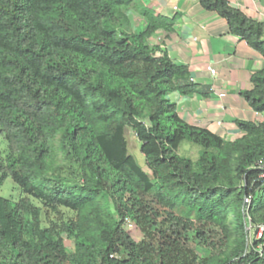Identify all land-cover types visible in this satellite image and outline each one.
<instances>
[{
  "label": "trees",
  "instance_id": "trees-1",
  "mask_svg": "<svg viewBox=\"0 0 264 264\" xmlns=\"http://www.w3.org/2000/svg\"><path fill=\"white\" fill-rule=\"evenodd\" d=\"M194 1L264 58V21L228 0ZM131 8L147 20L139 33ZM177 19L139 0H0V191L10 177L23 195L0 196V264H264L254 235L264 226V69L241 93L263 115L236 122L242 138L187 123L170 94L197 86L148 44ZM127 127L152 177L128 153ZM183 143L201 148L196 162L178 153ZM44 209L74 217L47 227ZM126 220L148 241L133 240ZM189 232L208 255L187 246Z\"/></svg>",
  "mask_w": 264,
  "mask_h": 264
},
{
  "label": "crops",
  "instance_id": "crops-1",
  "mask_svg": "<svg viewBox=\"0 0 264 264\" xmlns=\"http://www.w3.org/2000/svg\"><path fill=\"white\" fill-rule=\"evenodd\" d=\"M139 1L164 17H178L172 32L161 30L148 44L164 48L175 64L187 67L191 82L197 86L198 93L193 96L170 94L184 121L233 142L244 136L237 121L263 120V115L255 113L241 93L252 90L251 76L264 69V58L246 41L232 35L225 19L204 10L194 0ZM228 1L249 18L264 21V0ZM135 12L139 30L134 32L139 33L147 20ZM208 66L217 74L211 75Z\"/></svg>",
  "mask_w": 264,
  "mask_h": 264
},
{
  "label": "rangeland",
  "instance_id": "rangeland-1",
  "mask_svg": "<svg viewBox=\"0 0 264 264\" xmlns=\"http://www.w3.org/2000/svg\"><path fill=\"white\" fill-rule=\"evenodd\" d=\"M135 9L131 8L128 11V16L130 18L131 22V29L133 31H138L139 28L137 25H139V23H137L136 18L135 17ZM142 26H140V30H143L141 28ZM125 138L128 144V153L130 155H132L136 161L138 162V164L142 167V169L144 171H146L150 177L151 176V172L148 168V166L146 165V161H145V157L144 155L141 153V143L138 140V138L136 137L135 133L132 131L131 128L127 127L125 129ZM0 149L1 151H3V154L5 155L7 153V143L4 142V140L2 138H0ZM201 151V148L191 144V143H183L181 145V147L179 148L178 153L181 156L190 158L191 160H193L194 162H196L199 158V153ZM0 196L5 197L11 201H18L19 199L22 198V193L20 192V190L18 189V187L14 184V182L12 181V179L10 177H8L4 184L3 187L0 191ZM177 215H183L184 212L181 209H178L176 211ZM64 217H74V213L69 212L66 209H59V211L53 212L51 210H47L44 209L43 212V224L47 227H51L52 224L54 222H60ZM125 231L131 236V238L133 240H135L136 242H140L143 239H145L146 241H148V238H146L144 236V234L142 233L141 230H139L133 223L131 224H126L124 226ZM254 235H256L257 237H259L261 235V230H257ZM188 237V242H187V246L190 247L191 249H193L198 255L200 256H206L210 253V250L205 248L204 246L200 245L199 242L195 239V234L194 232H189L187 234ZM154 244L156 246H159V240L156 239V241H154ZM66 246L69 248V250H73V243L66 239Z\"/></svg>",
  "mask_w": 264,
  "mask_h": 264
},
{
  "label": "built area",
  "instance_id": "built-area-1",
  "mask_svg": "<svg viewBox=\"0 0 264 264\" xmlns=\"http://www.w3.org/2000/svg\"><path fill=\"white\" fill-rule=\"evenodd\" d=\"M207 70L208 72L211 74V75H216L217 74V70L215 68H213L212 66H208L207 67ZM222 97V95H220ZM255 168L256 169H260V170H263L264 171V159L261 160L258 164L255 165ZM262 178H264V174H262ZM246 203L247 205L249 206V203L250 201L249 200H246ZM126 224H131L130 220H126ZM249 230L252 231L251 227H249ZM257 230H261V235L258 237V239H264V226H259ZM255 231V232H256ZM256 236V235H255ZM257 237V236H256Z\"/></svg>",
  "mask_w": 264,
  "mask_h": 264
}]
</instances>
